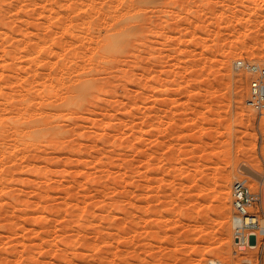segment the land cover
I'll return each instance as SVG.
<instances>
[{"label":"rangeland","instance_id":"1","mask_svg":"<svg viewBox=\"0 0 264 264\" xmlns=\"http://www.w3.org/2000/svg\"><path fill=\"white\" fill-rule=\"evenodd\" d=\"M240 60L264 0H0V264H264L233 240L236 181L264 211Z\"/></svg>","mask_w":264,"mask_h":264},{"label":"built area","instance_id":"2","mask_svg":"<svg viewBox=\"0 0 264 264\" xmlns=\"http://www.w3.org/2000/svg\"><path fill=\"white\" fill-rule=\"evenodd\" d=\"M238 70L250 75L247 105L260 116H264V62L250 63L240 60L236 63ZM261 202L259 194L252 193L246 181H236L232 186L233 207V240L235 253L250 248V241L255 239L254 247L258 246V238L264 237V211H252ZM252 249V248H250ZM240 264H252L243 261Z\"/></svg>","mask_w":264,"mask_h":264},{"label":"bare ground","instance_id":"3","mask_svg":"<svg viewBox=\"0 0 264 264\" xmlns=\"http://www.w3.org/2000/svg\"><path fill=\"white\" fill-rule=\"evenodd\" d=\"M110 44H111V43H110ZM108 46H109V45H108ZM109 47H110V46H109ZM109 47H108V48H109ZM111 47L113 48L112 45H111ZM74 90H75V89H74ZM72 92H74V91H72ZM72 92H71V93H72ZM75 92H76V91H75ZM77 93H79V92H77ZM75 94H76V93H75ZM80 94H81V93H80ZM80 94H79V95H80ZM76 95H77V94H76ZM74 96H75V95H74ZM71 97H72V96H71ZM76 97H77V96H76ZM76 97H72V98H76ZM72 98H70V99H72ZM41 127H42V126H41ZM35 129H36V128H35ZM46 129H47V128H46ZM37 130H38V129H37ZM15 131H16V130H15ZM42 131H43V130H42ZM14 134H15V133H14ZM16 137H17V136H16ZM234 219H235V218H234ZM233 226H234V224H233ZM251 247H252V246H251ZM255 248H256V247H255Z\"/></svg>","mask_w":264,"mask_h":264}]
</instances>
